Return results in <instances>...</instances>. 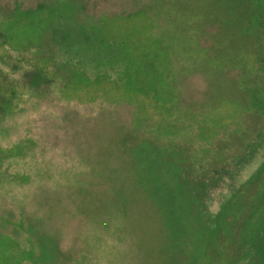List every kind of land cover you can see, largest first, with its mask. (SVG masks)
<instances>
[{
  "label": "rangeland",
  "instance_id": "1",
  "mask_svg": "<svg viewBox=\"0 0 264 264\" xmlns=\"http://www.w3.org/2000/svg\"><path fill=\"white\" fill-rule=\"evenodd\" d=\"M0 70V264H264V174L216 228L185 176L254 149L210 216L264 162V0H0Z\"/></svg>",
  "mask_w": 264,
  "mask_h": 264
},
{
  "label": "trees",
  "instance_id": "2",
  "mask_svg": "<svg viewBox=\"0 0 264 264\" xmlns=\"http://www.w3.org/2000/svg\"><path fill=\"white\" fill-rule=\"evenodd\" d=\"M259 4H260V2H259ZM259 4L256 7L250 8V10L247 11V13L249 14V17H247L246 20L244 21L245 27L247 29H249V28H254L255 30H257V28L258 29H262V23H261L260 17H259ZM257 13H258V16H256ZM40 48H41V45H40ZM36 49H38L37 46H36ZM62 51L59 52V53H56V50H54V52L52 51L51 54H47L46 51H44L42 53L35 52L36 54H35V56L33 58L36 59L38 57L36 55L45 56V57L47 56V58L50 61V64L44 69V73L46 71L49 72L48 69L51 66L55 67L58 70H60V69L62 70L63 69L64 70L63 73H64L65 71L68 70L69 64H68L67 59H69V58H66L67 55L65 53L67 51H65L63 53H62ZM69 52H70V49L68 50L67 53H69ZM25 53L26 52H24V51H21V52L18 53L20 57H19V59L17 61H19V63H17L15 61L16 64L12 65V67H14L13 70L18 69V66H21L20 63H23V64H27L28 63L27 58L23 56ZM56 55L61 56L60 60L56 59V57H55ZM7 56H9V54ZM5 57H2V58H5ZM25 66H27V68L30 67L28 65H25ZM72 68L73 67L71 66V69ZM2 74H3V72L0 70V75L2 76ZM62 74H60V75H62ZM32 77H33V79L36 80V82H35L36 85H38V82H39L40 78H41L40 80H42V81L46 80V79L42 78L41 73H39L37 75V74H35V72H33L32 73ZM13 84L18 85L17 83H11V84L6 85V84H3L2 82H0V121H1V116L4 113V110H3L4 104H6V106L9 107V105H11V101L16 96V95H8V96L1 95V90L2 89L4 90L6 87L12 86ZM260 119H261V121H260L258 130L256 131L257 133L260 130H264V115H262ZM246 123L247 122H245L243 119H240V127H241V132L242 133H248L249 128L246 125ZM252 137H255V135L252 136ZM226 139H228V140L230 139V140L226 142L223 139V142L221 143L222 145L218 146V144H219L218 141L216 143L211 141V144H212L213 147L208 145V147L210 148V151H212V152L214 151L215 152V150H216V152H218V151H222V152H221L220 155L218 154L217 158L212 157V158H210L207 161V166L206 167H209V170H208L206 176L203 177V176L199 175V172L201 170H203L205 167H203V164L198 163L197 158H196V161H192V164L190 165L192 167L193 172L195 173L194 177H191V176L188 177V175H190L191 168H190V166H186L187 171L185 173V176H186V178L188 180L187 181L188 182V190H189V192H190V194L192 196V200L197 204V206H199V208L201 209L200 213L213 226L212 228H216V221L219 219L218 215L222 213L224 208L229 206V203L232 200H235L234 199V197H235L234 194H237V192H239L241 194L244 193V189L248 186V184L255 183V180L257 178L263 177L261 175L264 174V162L262 160L261 164L256 169V171L253 173V175H251V177H249L245 182H243L242 185L238 186L236 189L234 188L233 192L231 194H229L227 197H225L221 201L218 211L216 213L211 214L210 216H207L205 214V212L203 211V210L208 211L207 205L205 203V199L211 194L212 190H215L218 186L223 184V179H224L226 174H231V175L234 174L235 170L239 169L245 163L249 162V160H245L244 161L243 153L246 151V155H247L248 149H252V147L248 148V147H244L243 145H242V148H241V150L239 152H236V153L232 152V153H230L231 155L229 154L228 158L225 159L224 158L225 153L229 152V148L228 147L232 143L231 138L226 137ZM263 142H264V137L261 139V145H260V147L258 149H260L262 147ZM252 150H254V149H252ZM220 163H222V165H220ZM234 166H235V169L234 168L232 169V167H234ZM205 170H207V168H205ZM255 193L258 194L260 197L263 196V194H264V186H261L260 184H258L257 185V190H256ZM247 205H249V200L247 202ZM246 207L247 206L244 205V208H246ZM230 221L233 222L234 219L230 218V219H226L225 220L226 223H228ZM220 225H223V222ZM221 261H222L221 264H228V261L225 258L223 260H221Z\"/></svg>",
  "mask_w": 264,
  "mask_h": 264
},
{
  "label": "flooded vegetation",
  "instance_id": "3",
  "mask_svg": "<svg viewBox=\"0 0 264 264\" xmlns=\"http://www.w3.org/2000/svg\"><path fill=\"white\" fill-rule=\"evenodd\" d=\"M227 178H228V179H231V174H226L223 180H227ZM244 182H245V181H244ZM242 184H243V182H242L240 185H242ZM240 185H239V186H240ZM236 188H237V187H236ZM236 188H235V189H236ZM233 189H234V188H233ZM233 189L230 190V193H229V194H231V193L233 192Z\"/></svg>",
  "mask_w": 264,
  "mask_h": 264
}]
</instances>
